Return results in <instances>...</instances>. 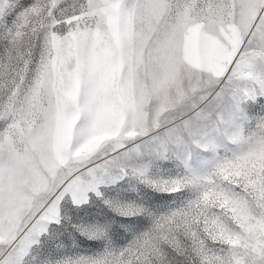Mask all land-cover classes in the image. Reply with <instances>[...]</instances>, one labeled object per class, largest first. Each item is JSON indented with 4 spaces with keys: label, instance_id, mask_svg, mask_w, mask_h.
<instances>
[{
    "label": "snow or ice",
    "instance_id": "obj_1",
    "mask_svg": "<svg viewBox=\"0 0 264 264\" xmlns=\"http://www.w3.org/2000/svg\"><path fill=\"white\" fill-rule=\"evenodd\" d=\"M0 264H264V0H0Z\"/></svg>",
    "mask_w": 264,
    "mask_h": 264
},
{
    "label": "rangeland",
    "instance_id": "obj_2",
    "mask_svg": "<svg viewBox=\"0 0 264 264\" xmlns=\"http://www.w3.org/2000/svg\"><path fill=\"white\" fill-rule=\"evenodd\" d=\"M127 195L134 196L135 193H127ZM151 195H152L153 197H157V196H159V194H156V193H152ZM177 195H178V194H177ZM165 202H167V203H171V202H172V198H170V197H163V198L159 199L158 201H156V203H157L158 205H163ZM86 219H91V217L86 218ZM81 239H83V237H81ZM88 243H89V244H92V243H94V242H93V241H88Z\"/></svg>",
    "mask_w": 264,
    "mask_h": 264
}]
</instances>
